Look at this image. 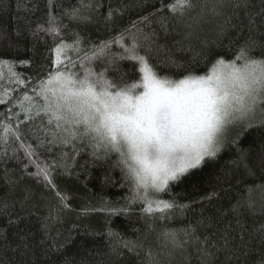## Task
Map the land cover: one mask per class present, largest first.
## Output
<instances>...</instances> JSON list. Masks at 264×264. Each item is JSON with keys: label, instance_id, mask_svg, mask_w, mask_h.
Returning <instances> with one entry per match:
<instances>
[{"label": "trees", "instance_id": "16d2710c", "mask_svg": "<svg viewBox=\"0 0 264 264\" xmlns=\"http://www.w3.org/2000/svg\"><path fill=\"white\" fill-rule=\"evenodd\" d=\"M171 2L0 0V64L3 65L0 98L5 101L0 104V138L4 125L10 124L13 129L18 127L23 141L21 146V141L9 138L5 145L0 139V233H3L0 264H148L149 250L161 264H201L202 253L198 249L204 248L214 253L208 257V264H253L264 252L257 231L264 225V209L259 207L264 203V192L253 193L257 202L254 213L245 211L237 218L231 212L239 199L242 190L239 180L244 173L242 165L233 163L239 161L238 148L248 152L247 162L255 166L264 128L242 133L238 145H226L215 160L207 161L172 186L171 193L163 198L187 205L182 209L183 214L177 209L167 218L150 217L136 205L129 214L109 216L96 209L106 204L122 205L130 195L123 173L115 166V157L98 160L88 149L78 156L62 159L58 149L49 152L46 147L37 148L36 137L43 135L37 129L39 120L29 122L18 107V98L25 86L15 83L5 62L12 64V72L20 79L38 83L54 69L55 47L61 42L73 44L76 38L80 41L78 49L91 53L107 44L119 57L126 55L120 44L131 47V34L138 28L152 39L151 50L142 46L138 49L140 54L172 78H181L186 74L184 69L194 70L197 75L206 74L217 56L231 59L250 37L264 42V26H261L264 0H224L222 14L216 16L209 12L190 38L186 37L193 31L188 26L191 17H174L166 7ZM196 2L203 3V0ZM236 3L241 7L235 8ZM73 9L78 10L76 19L70 15ZM53 16L62 25L61 36L41 30L49 26ZM250 17L256 22L255 29L249 25ZM138 43H145L142 37ZM252 54L259 57L260 52L257 49ZM111 59L109 56L108 60ZM134 65L136 61L127 59H119L114 64L102 59L96 68L107 66L109 78L127 74L126 78L132 80L139 76L138 65L136 68ZM28 92L31 95L30 87ZM29 144L36 149L37 157L27 156L25 149ZM32 160L56 165L55 183L67 196L68 207L34 175L37 169ZM213 192L218 194L216 198L204 199ZM9 219L18 224L9 226ZM185 228L195 229L187 237L186 251L179 249L173 257H167L163 234ZM109 230L118 232L125 240L138 242L140 247L135 253L127 249L119 254L113 252ZM20 236L26 237L31 251L21 246ZM249 249L252 253L245 255Z\"/></svg>", "mask_w": 264, "mask_h": 264}, {"label": "snow or ice", "instance_id": "6c2138e0", "mask_svg": "<svg viewBox=\"0 0 264 264\" xmlns=\"http://www.w3.org/2000/svg\"><path fill=\"white\" fill-rule=\"evenodd\" d=\"M166 7L174 17H191L188 26L193 31L186 37L190 38L209 12L216 16L222 14L224 0H203V3L173 0ZM239 7L241 4L236 3L235 8ZM77 11L73 9L70 13L73 19L78 18ZM48 25L41 30L53 36L62 35V25L54 16L50 17ZM249 25L256 28L251 17ZM261 26H264V20ZM141 37L145 42L143 45L138 43ZM131 38V47L120 44L126 55L119 57L107 44L89 53L78 49V38L73 44L61 42L54 49V69H50L38 83L20 79L12 72V64L5 63L15 83L25 86L18 98V107L29 122L39 120L37 129L43 135L36 137L39 140L37 148L46 147L49 152L58 149L62 159L78 156L88 149L98 160L115 157V166L123 173L130 195L122 205L106 204L97 211H104L109 216L126 215L139 205L145 215L163 219L177 209L183 214L182 209L187 207L177 204L174 199L163 198L171 193L172 186L202 168L207 161L215 160L226 145H238L242 133L264 128V42L250 37L231 59L217 56L206 74L197 75L194 70L184 69L186 74L181 78H172L138 51L142 46L151 50L150 36L137 28ZM123 39L122 35L121 41ZM257 49L259 57L252 54ZM109 56L111 60H108ZM102 59L108 64L119 59L136 61L139 76L132 80L126 78L127 74L109 78L107 66L100 70L96 68V63ZM3 103L5 101L0 98V104ZM231 129L239 131L229 139L227 134ZM9 138L21 141L23 146L18 127L13 129L10 124H5L0 139L7 145ZM25 150L29 158L38 156L30 144ZM238 151L239 161L233 163L238 167L242 165L244 173L239 180L242 186L239 199L231 208L237 218L245 211L254 213L257 202L253 193L264 192V138L260 142L255 166L248 164L247 151L239 148ZM31 162L37 169L34 175L54 190L59 201L68 207L67 196L57 189L55 183L56 165L41 164L36 160ZM217 195L209 193L204 199L212 200ZM259 207L264 209V203ZM237 223H240L239 219ZM8 224L14 226L18 221L9 219ZM257 231L264 245V225ZM194 232V228L165 232V255L171 258L179 249L186 251L187 237ZM108 237L112 251L117 254L123 249L135 253L140 247L138 242L125 240L118 232L109 230ZM20 240L24 249L32 250L25 236H20ZM204 243L207 244V237ZM198 251L202 253L201 264H208V257L214 255L207 248ZM251 253L252 249H249L245 255ZM146 256L148 264H161L152 251L149 250ZM253 264H264V252Z\"/></svg>", "mask_w": 264, "mask_h": 264}, {"label": "rangeland", "instance_id": "374dc122", "mask_svg": "<svg viewBox=\"0 0 264 264\" xmlns=\"http://www.w3.org/2000/svg\"><path fill=\"white\" fill-rule=\"evenodd\" d=\"M260 116H259V114L257 115V118H259ZM238 130L239 129H231L229 132H228V137H229V139L232 137V136H234L237 132H238Z\"/></svg>", "mask_w": 264, "mask_h": 264}]
</instances>
